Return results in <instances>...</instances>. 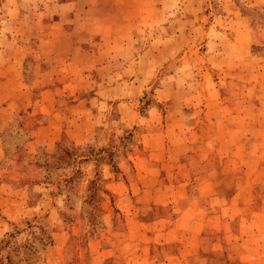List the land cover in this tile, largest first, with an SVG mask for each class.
Returning <instances> with one entry per match:
<instances>
[{"label": "rangeland", "instance_id": "obj_1", "mask_svg": "<svg viewBox=\"0 0 264 264\" xmlns=\"http://www.w3.org/2000/svg\"><path fill=\"white\" fill-rule=\"evenodd\" d=\"M0 264H264V0H0Z\"/></svg>", "mask_w": 264, "mask_h": 264}]
</instances>
